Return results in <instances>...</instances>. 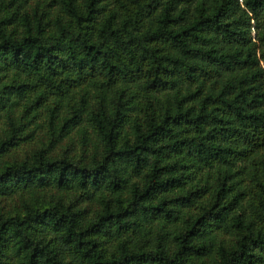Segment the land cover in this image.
<instances>
[{
	"label": "trees",
	"instance_id": "16d2710c",
	"mask_svg": "<svg viewBox=\"0 0 264 264\" xmlns=\"http://www.w3.org/2000/svg\"><path fill=\"white\" fill-rule=\"evenodd\" d=\"M0 264H264V0H0Z\"/></svg>",
	"mask_w": 264,
	"mask_h": 264
}]
</instances>
